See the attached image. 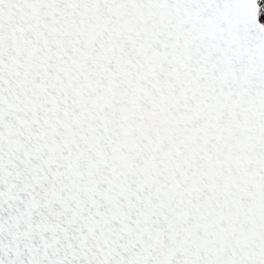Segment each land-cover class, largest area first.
<instances>
[{"label":"snow or ice","instance_id":"obj_1","mask_svg":"<svg viewBox=\"0 0 264 264\" xmlns=\"http://www.w3.org/2000/svg\"><path fill=\"white\" fill-rule=\"evenodd\" d=\"M262 13L0 0V264H264Z\"/></svg>","mask_w":264,"mask_h":264},{"label":"rangeland","instance_id":"obj_2","mask_svg":"<svg viewBox=\"0 0 264 264\" xmlns=\"http://www.w3.org/2000/svg\"><path fill=\"white\" fill-rule=\"evenodd\" d=\"M260 4H264V0H258ZM261 19L264 20V13L261 14Z\"/></svg>","mask_w":264,"mask_h":264},{"label":"bare ground","instance_id":"obj_3","mask_svg":"<svg viewBox=\"0 0 264 264\" xmlns=\"http://www.w3.org/2000/svg\"><path fill=\"white\" fill-rule=\"evenodd\" d=\"M260 3V2H259Z\"/></svg>","mask_w":264,"mask_h":264}]
</instances>
